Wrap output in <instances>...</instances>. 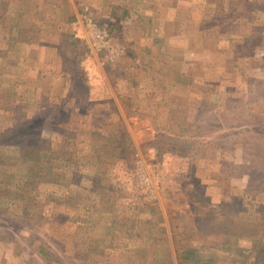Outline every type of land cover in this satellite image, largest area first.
Instances as JSON below:
<instances>
[{
	"label": "rangeland",
	"instance_id": "374dc122",
	"mask_svg": "<svg viewBox=\"0 0 264 264\" xmlns=\"http://www.w3.org/2000/svg\"><path fill=\"white\" fill-rule=\"evenodd\" d=\"M9 1L0 264H264V0Z\"/></svg>",
	"mask_w": 264,
	"mask_h": 264
},
{
	"label": "crops",
	"instance_id": "0c3cea01",
	"mask_svg": "<svg viewBox=\"0 0 264 264\" xmlns=\"http://www.w3.org/2000/svg\"><path fill=\"white\" fill-rule=\"evenodd\" d=\"M14 1H20V0H14ZM65 2L66 8L69 7L70 11L74 8L77 9L78 6V1L77 0H63ZM5 2H8V6L13 5L15 7V4H12L11 1L9 0H5ZM121 2V6H124V2H126L127 6H128V0H120L119 2H117L118 4ZM38 3L39 5L42 6H48L51 10V12L53 13L54 10L53 8H59L60 6H64L63 4H61L60 2H55V1H51L49 2V0H22L21 3L16 4V8L14 9V11H10L12 15L16 16L15 20L18 18L19 21V26L18 28H15L16 34L12 35L10 34V30H8L7 32V39H5L6 41V47H3L2 50H54L55 51V47H54V43L53 42H47L45 44L41 43L42 45L39 44H32L30 41H26L25 37H31V35H23L22 32L24 31V33L26 34L28 32V29H31V34L32 33H37L38 31H40L42 26H37L38 25V18H37V13H38ZM47 4V5H46ZM70 13V12H69ZM71 14V13H70ZM70 14H68L67 18L62 20L61 22H55L53 21L51 18H49V16L46 15V24L47 26L45 27V31L47 32H53L55 31V34H57V37H62L64 36V27L62 26L63 23L66 24V27H68L69 25H72L73 20H71L70 18ZM74 15V14H73ZM14 20V22H15ZM28 21H31L30 23H28ZM17 22V20H16ZM15 22V23H16ZM36 23V24H33ZM17 26V25H15ZM34 29V31L32 30ZM18 32V34H17ZM41 32H43V27L41 29ZM54 37L53 35H45V38H49V37ZM70 36L71 39V34L69 33V35L66 34V37ZM146 38V37H145Z\"/></svg>",
	"mask_w": 264,
	"mask_h": 264
}]
</instances>
